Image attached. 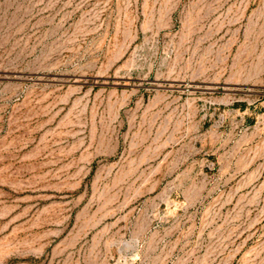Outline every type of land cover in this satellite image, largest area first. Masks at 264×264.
Here are the masks:
<instances>
[{
  "label": "rangeland",
  "instance_id": "1",
  "mask_svg": "<svg viewBox=\"0 0 264 264\" xmlns=\"http://www.w3.org/2000/svg\"><path fill=\"white\" fill-rule=\"evenodd\" d=\"M0 264H264V0H0Z\"/></svg>",
  "mask_w": 264,
  "mask_h": 264
}]
</instances>
